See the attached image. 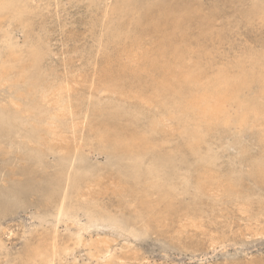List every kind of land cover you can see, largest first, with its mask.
Masks as SVG:
<instances>
[{
	"label": "rangeland",
	"instance_id": "1",
	"mask_svg": "<svg viewBox=\"0 0 264 264\" xmlns=\"http://www.w3.org/2000/svg\"><path fill=\"white\" fill-rule=\"evenodd\" d=\"M28 1L33 9L31 15L33 18V36H39L46 52L42 66L48 74V79L54 81V84L65 82L67 86L70 85V94L68 95L70 107L68 105L65 107L68 106L66 110L73 113L71 112L70 116L66 114L64 123L68 126L74 123L75 128L65 132L66 142L64 141V143L54 140L52 136L46 142H50L52 145L62 144V147L69 144L78 148L79 159L76 161L74 170L83 178L79 188L84 194L73 205L70 213L60 219L59 224L55 225L53 211L48 208L46 195L52 171L62 152L45 149L43 152L45 155L39 164L34 156V151L38 145L26 136L27 129L25 128L28 126H22L19 132L0 135V207L5 202L11 201L8 210L0 213V264H22V256L28 245L36 244L43 238L51 236H55L57 243L61 245V248H64L54 264L59 262V264H101V262L106 264H260L261 262L264 264V176L255 173L260 164L264 165L262 163L264 162V122L246 128L221 126L209 133L202 144V151L213 156L209 170L214 177V182L219 183V187L214 186L203 193L198 191L196 186L197 180L203 174L202 166H200L197 158L185 148L184 138L175 131V122L166 120L165 129L168 143L171 146L167 144L165 150L174 154V160L165 167H159L156 178L166 179L167 177L169 179V185L173 190L171 189L172 192L168 195V199L166 198L167 192L161 191L160 193L158 188L150 186L155 179L154 176L149 177L143 172L139 173L140 177L143 178H139L138 174L130 175L131 170L127 171L126 165L119 163L111 155L108 148L104 147L95 136L98 124L102 119H105L96 113L95 110L98 106L104 107L110 104L119 105L129 111L139 109V112H134L133 119V126L137 129H143L148 124L149 117L159 112V108L156 106L158 103L147 100L152 92L151 82L154 75H146L147 73L138 70L140 82H136L127 72L123 75L111 74L113 73L111 71H115V68L120 65L140 68L146 64L144 59L138 58V54L144 49L149 52L158 37V33L148 29L143 22V32L131 35L127 39L112 38L109 32L110 28L115 23L124 22L113 11L117 5L122 1L128 2L131 7L136 8L147 5L152 8L153 15H157L162 10L159 7L165 6H172L174 14L177 16L181 10L191 12L190 16L183 20V25L191 47L201 55V64L204 67L226 66L225 68L230 70L229 72L236 73L239 67L249 70L254 67L253 64L255 63L256 65H264V0ZM156 5L158 8L155 7ZM137 15L136 13L133 14L134 17ZM50 31L51 33H49ZM183 34L178 29L175 30V35L178 38ZM12 35L19 44L23 43L25 34L16 24L12 27ZM65 77L67 81L64 79ZM70 79L74 83V87ZM109 83H114V86L111 87L108 85ZM257 87L256 83H251L245 90L246 92L243 90L244 95L258 96L257 100L264 102L259 96L260 88ZM250 88L254 89L251 90ZM1 92L5 94L6 88L0 89ZM140 97H142L141 100ZM70 118H72V123H70ZM74 137L76 138L74 139ZM42 147L39 146L41 149ZM18 152L20 154L16 156ZM145 164H147L146 161ZM110 169L112 173L109 172ZM114 171L118 172L121 177L123 175L122 179L127 176V179L130 180H122L119 174ZM37 173H40L41 177ZM111 177L116 183L110 180ZM227 179L236 183V188L229 193L222 187ZM108 180L109 184L111 181L113 185H116L114 190L113 185L110 184L109 186L106 183ZM96 184L99 188L94 187ZM125 184H129V186H124ZM106 186H109L113 191ZM12 189L17 190V195L12 194ZM118 189L120 191H117ZM124 189H126V193ZM157 193L160 197L155 196ZM13 196H16L15 201L14 199L12 201ZM166 200L170 201L172 206L167 204ZM142 202L152 204L153 210L151 212L146 211V207L141 205ZM76 205L79 206L76 207ZM104 206L106 209L102 208ZM123 209L126 215H123ZM177 212L179 215L176 214ZM93 213L97 214V217L91 219ZM98 214L100 215L98 216ZM147 214H152L153 219L150 217L151 220H148L151 215ZM195 220L196 222H194ZM130 221H133L131 225L128 224ZM4 231L7 233H3ZM77 233L80 235V242L77 241ZM96 235L101 237L97 238ZM107 237L109 238L108 241L105 240ZM4 240L6 241L4 242ZM102 240L107 241L108 245L106 242V245L100 244L104 243ZM111 240H115V242ZM86 241L89 246H87Z\"/></svg>",
	"mask_w": 264,
	"mask_h": 264
},
{
	"label": "bare ground",
	"instance_id": "2",
	"mask_svg": "<svg viewBox=\"0 0 264 264\" xmlns=\"http://www.w3.org/2000/svg\"><path fill=\"white\" fill-rule=\"evenodd\" d=\"M54 2H56V0ZM107 4H108V2H107ZM256 4H257V2H256ZM33 6H34V4H33ZM155 7L158 8V5H156ZM159 8L162 10L157 15H153L152 14V8L150 6L145 5V6H142L140 8H136V7H131L128 2L122 1L119 5H117L114 8L113 11L116 13V15H118L120 17V19L124 20V22L115 23L110 28V31H109L110 36L112 38L117 37L120 39L121 38L127 39L131 35H135L137 33L143 32L142 25H143V22H145L148 29H152L158 33V37H157V40L155 41V43L153 45V48H151L149 52L146 49L141 50L140 53L138 54L139 55L138 58L144 59V61H146V64H143L142 66H140V68H134V67L132 68V67H128L125 65H120L118 68H115V71H111V72H113L111 74L123 75L124 73L127 72L136 82L137 81L140 82V79H139L140 75L137 74L138 70L147 73L146 75H152V76L154 75L152 82H151L152 92L147 97V100H148V102H152V100H153V102H157L158 105H156V106H158L159 112L157 114H153L149 117V119H148L149 122L143 129H137L133 126V119H134V114H135L134 112L135 111L139 112V109H133V110L129 111V110H126V109L120 107L119 105H110V104L108 106H104V107L98 106L95 110L96 113H98L102 117H105V119H102V121L98 124L99 126H97L98 128L96 130L95 136H96L97 140L104 147L108 148L111 155H113V157L116 158V160L119 163L126 165L127 171L131 170L130 172L132 174L130 173V175L138 174L139 178H141L142 176L140 177L139 173L143 172V173L149 175V177L154 176L155 179L152 181V184H150V186H153L154 188H158L160 190V193H161V191L167 192L166 198L168 199V195L173 190V188L170 187V185H169V179L167 177H166V179H162V178L157 179L156 178L159 167H165V166L169 165V163H172V161L174 160V154H171L170 152L165 150V146L167 144H169L168 139H167V131L165 129L166 128L165 126H167L165 123L166 120H173L175 122V131L180 136H182L184 138L185 148L190 152V154H192L194 157L197 158V160L200 163V166H202V169H203L202 173L203 174H202V177H200L196 182L197 190L204 193L206 190H209L214 186L219 187V183L217 184L214 182V177L210 174L211 172L209 170L210 164L213 161V156L208 154V153H203L202 144L205 142L209 133L214 132L216 129H218V127H221V126L222 127H237L238 126L240 128H246L250 125H255V124H258L260 122L261 123L264 122V102L258 101L257 100L258 96L254 97L251 95H244L245 93L243 92V90L245 91L249 87V85H251V83L254 82L258 85L257 88H260L259 89L260 90L259 96L264 100V65H259V64L256 65V63H255V64H253L254 65L253 68L249 69V67H248L249 70H244V69H242V67H239V69H238V71H236V73L229 72L230 70L228 71L225 68L226 66L225 67H223V66L204 67L201 64V55L199 53H197L198 51L196 52L191 47L190 42L188 41L189 40L188 36L185 33L186 29H184V25H183V20L185 18H188L190 16L191 12L186 11V10H181L178 12V16H177L174 14V8L172 6H165L163 8L162 7H159ZM192 8L194 9V7H192ZM36 9H38V8H36ZM134 13H136L138 15L136 17H134L133 16ZM32 14H33V9L31 8L28 0H0V89L6 88L5 94H3L2 92L0 93V135H2L4 133L8 134L11 132H16V131L19 132L21 130L22 126H25V125L28 126V128H25V129H27L26 136L29 139L34 140L36 142V145H38V147L35 146L36 149L34 151V156H35L36 162L39 164L42 162V157L45 155V153H43V152H45V149L47 151L48 150L49 151L56 150V151L62 152L61 156H59V158H58V161L57 162L55 161L56 164H55V167L52 171L53 173H52V177L50 178V184H49L47 195H46L47 205H48V208H50L53 211V218H54V222L56 225L60 221V219H62L68 213H70V211L73 209V205H75V203L83 196L84 193H82L80 191V188H79L83 182V178H81V176L76 173V170H74L76 161L79 159V155H78L79 151H78L77 147H72L69 144L62 147V144L61 145L60 144L59 145H57V144L52 145L50 142H46V140L49 139V137H51V136L54 137V140L56 139L57 141L63 142V143H64V141L66 142V140H65L66 137L64 136L65 132L71 131L73 128H75L74 127L75 125H74V123H72V118H70V123H72V124H69L70 126H68L64 123V120L66 118V114L68 116H70L71 112H72V111L69 112L70 110L69 111L66 110V108H68V106L70 105V98L68 97V95L70 94V91H69L70 85L67 86V84L65 82L63 84H60V83L54 84V81H50L48 79V74L46 73L45 69L42 66V61H43L45 53H46L44 48H43V43H42L41 39L39 38V36L35 37V36H33V33H32V25H33L32 24L33 18L31 17ZM38 15L40 16V14H38ZM39 19H40V17H39ZM171 23H172V25H171ZM15 24L18 25L22 29V33L25 34V38H24V41L22 44H19V42L13 38L12 27ZM43 26H44V24H43ZM238 28H236V29H238ZM43 29H44V27H43ZM177 29H178V31L184 33L183 35H181L180 38H178L175 35V30H177ZM46 31H48V29H46ZM101 32H102V30H101ZM49 33H51V31ZM238 40H239V38H238ZM233 41H232V43H233ZM219 45H221V44H219ZM138 46H136V47H138ZM205 54H206V52H205ZM230 57H231V55H230ZM95 59H96V57H95ZM206 59H207V57H206ZM227 60H228V58H227ZM244 60L248 61L246 59H244ZM212 62H214V61H212ZM47 63H48V61H47ZM247 64H248V62H247ZM86 65H88V64H86ZM224 65H225V62H224ZM65 68H67V67H65ZM52 74H53V72H52ZM77 75H79V74H77ZM155 75H156V77H155ZM68 76H69V74H68ZM66 77L64 79H66ZM72 77H74V76H72ZM81 77H82V75H81ZM96 77H98V76H96ZM66 81H67V79H66ZM70 81H71V83H73L71 79H70ZM70 81H68V82H70ZM77 81H79V80H77ZM55 82H57V81H55ZM87 82H88V80H87ZM89 82H90V80H89ZM92 83H93V81H92ZM113 84L114 83H109L108 85H111V87H112V86H114ZM83 85H85V84H83ZM81 86H82V84H81ZM71 87H72V85H71ZM73 87H74V83H73ZM254 88H252V89H254ZM89 90H90V88H89ZM73 92H74V90H73ZM82 92H83V90H82ZM253 92H256V91H253ZM84 93L87 94V92H84ZM246 94H249V93H246ZM121 96H123V95H121ZM73 97H74V95H73ZM86 97H89V96H86ZM141 98L142 97H140V100H141ZM65 105H68V106L65 107ZM74 106H73V108L76 107V106L75 107ZM150 106H151V103H150ZM71 110H72V108H71ZM84 111H86V110H84ZM80 113H82V112H80ZM76 117H77V115H76ZM91 124H93V123H91ZM76 127H78V126L76 125ZM170 127H167V128L170 129ZM88 129H90V128H88ZM172 130H173V128H172ZM173 133H174V130H173ZM170 134H171V132H170ZM171 136H172V134H171ZM261 137H263V136H261ZM75 138L76 137H74V139ZM71 139H73V138H71ZM57 141H55V142H57ZM92 141H93V138H92ZM174 141H175V139H174ZM52 142H53V140H52ZM80 142H82V141H80ZM236 142H238V141H236ZM172 143H173V141H172ZM31 144L33 145V143H31ZM225 144H227V143H225ZM229 144H231V143H229ZM39 146H43L44 149H43V147H42V149L39 148ZM223 146H226V145H223ZM220 147H222V146L220 145ZM105 152H107V151L105 150ZM19 154L20 153L18 152V154H16V156ZM179 154H180V152H179ZM3 158H4V156H3ZM217 158H219V157H217ZM87 161H89V160H87ZM145 161L147 164H145ZM21 163H22V161H21ZM262 163H264V162H262ZM12 166H14V165H12ZM4 167H6V166H4ZM143 167H144V169H142ZM7 168H8V166H7ZM14 168H15V166H14ZM257 168L258 169L255 173L258 175L264 176V165L260 164ZM229 169H231V168H229ZM7 172H6V174H7ZM42 172H44V171H42ZM109 172L112 173V170ZM115 173L119 174L118 172H115ZM249 173H250V171H249ZM28 174L30 175L29 172H28ZM37 174L40 176V173H37ZM41 175H43V174H41ZM108 175L110 177V174H108ZM116 176L118 178V175H116ZM119 176H120V174H119ZM15 177H16V175H15ZM112 177H113V175H112ZM112 177L110 178V180H112ZM122 177H123V175H122ZM122 177L120 176L121 179H122ZM125 177H124V179H127V176H125ZM129 177L131 178V176H129ZM154 177H152V178H154ZM19 178H20V176H19ZM163 178H165V177H163ZM227 178H228V176H227ZM124 179H122V180H124ZM113 180H112V182H113ZM127 180H130V179H127ZM121 181H119V182H121ZM125 182H127V181L125 180ZM106 183L109 186H110V184L113 185L111 183V181L109 184V180ZM113 183H116V181H114ZM166 183H167V185H166ZM132 184H133V182H132ZM8 185H9V183H8ZM118 185L121 186L120 183H118ZM127 185L129 186V184H127ZM127 185L125 184L124 186H127ZM223 185L224 186H222V187L228 193L232 192L236 188V183H234L233 181L228 180V179L225 180V184H223ZM97 186H98V184H96V186H94V187L99 188V186L98 187ZM113 186H114L113 187V190H114L116 185H113ZM120 186H118V187H120ZM15 188H18V187H15ZM90 188H92V187H90ZM20 190H22V189H20ZM117 191H120V189H118ZM124 191L126 193V189H124ZM131 191H132V188H131ZM154 191H155V189H154ZM11 192H12V194H16V195L18 193L16 189H12ZM114 192H112V194H114ZM157 192H159V191H157ZM179 192H181V191H179ZM122 193H124V192H122ZM128 193L130 196L131 194H130L129 190H128ZM120 194H121V192H120ZM195 194H197V193H195ZM116 196H118V195H116ZM155 196H159V194L157 193V195H155ZM174 196H175V194H174ZM153 197H154V195H153ZM15 198H16V196H13L12 201H13V199L15 201ZM154 198H156V197H154ZM166 201H167V204H170V201H168V200H166ZM121 203H122V200H121ZM125 203H127V202L125 201ZM10 204H11V201L5 202L0 207V213L6 212L9 208ZM27 205L29 206V204H27ZM141 205L146 207V211H148V212H151L153 210V205L148 203V202H144V203L142 202ZM77 206H79V205H76V207ZM170 206H172V205L170 204ZM83 207H84V204H83ZM37 208H39V207H37ZM102 208L106 209L105 206ZM110 209H108V210H110ZM131 210L133 211V209H131ZM114 213H115V211H114ZM124 213H125V211L123 209V215H126ZM178 213L179 212H177L176 214H178ZM136 214H137V212H136ZM99 215L100 214H98V216ZM129 215H131V214H129ZM147 215H151L148 217V220H151V218L153 219L152 214H147ZM95 216L97 217V214L93 213L90 218L94 219ZM122 218H123V216H122ZM128 218H130V216H128ZM175 218L177 219V217H175ZM181 218H182V216H181ZM210 219H212V218H210ZM138 220H140V219H138ZM132 222L130 221V222H128V224L131 225ZM194 222H196V220ZM194 225H196V223H194ZM197 226H199V225H197ZM207 226H209V225H207ZM78 227H79V225H78ZM200 228H202V227H200ZM6 229H8L7 226H6ZM202 229H205V228H202ZM9 231H11V230H9ZM65 231H67V230H65ZM245 232H247V231H245ZM3 233H7V232L4 231ZM0 235H1V233H0ZM8 235H9V233H8ZM28 235H30V234L28 233ZM5 236L7 237V235H5ZM98 237L99 236H97V238ZM258 237H259V235H258ZM108 239L109 238L107 237V239H105V240L108 241ZM6 240H4V242ZM105 240L104 241L102 240V242H104V243H100V244H105V242L107 244V241H105ZM77 241L78 242L81 241L79 234H78V240ZM88 241H89V239H88ZM112 242H115V240H113ZM109 243H110V240H109ZM86 244H87V246H89L88 242ZM100 244H98V245H100ZM168 244H170V243L168 242ZM66 245H68V244H66ZM3 246H4V244H3ZM0 247H1V245H0ZM83 247H85V245ZM4 248H5V246H4ZM63 249L64 248H61V245H59L57 243L55 236L45 237L42 240L38 241L36 244L28 245L26 247V249L24 251V255L22 256L23 257L22 264H54L55 260L59 257L60 252H62ZM65 249H67V248L65 247ZM191 249H192V247H191ZM70 250H71V248H70ZM66 252H68V251L66 250ZM194 252H195V250H194ZM87 253H89V252L87 251ZM242 262H244V261H242ZM103 263L104 262H101V264H103ZM104 264H106V263H104ZM107 264H109V263H107ZM260 264H262V263L260 262Z\"/></svg>",
	"mask_w": 264,
	"mask_h": 264
}]
</instances>
